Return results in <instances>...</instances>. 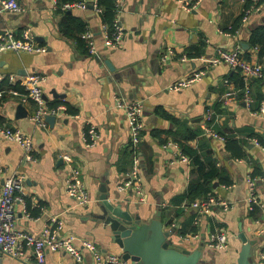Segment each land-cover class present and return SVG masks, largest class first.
<instances>
[{"label":"crops","instance_id":"obj_1","mask_svg":"<svg viewBox=\"0 0 264 264\" xmlns=\"http://www.w3.org/2000/svg\"><path fill=\"white\" fill-rule=\"evenodd\" d=\"M15 1L21 12L0 15V35L11 32L20 39L22 32L29 30L46 52H5L0 55V75L42 76L46 106H63L66 114L53 116V124L46 121L45 127L39 126L31 121L36 105L22 103L9 93L22 86L15 87L7 79L0 81V92L6 94L0 103L2 125L28 135L35 148V161L29 162L19 146L0 137L4 169L0 187L13 174L26 178L20 193L25 203L15 206L17 229L40 236L56 219L62 224L59 238L74 236L79 249L83 241H90L103 254L119 255L109 228L94 219L99 189L107 183L120 200L140 206L144 216L175 228V249L202 251V258L212 264H234L242 247L238 237L241 228L249 239L258 241L255 258L264 264L259 254L264 250V152L253 143L256 140L264 147V80L249 81L254 101L249 109L240 92L243 82L239 71L225 63L201 61L215 57L219 49L231 51L236 47L243 59L259 61L264 42L251 47L249 40L253 31L264 26V0H202L191 13L180 8L179 0H123V38L113 49L104 46L102 21L87 7V0H79L86 2V9L66 12L58 10L57 0ZM254 4L259 11L242 23L245 9ZM66 15L80 20L85 30L93 33L97 55L89 54L75 38L63 33ZM197 71H203L198 82L169 91L176 81ZM231 85L239 92L235 101L224 107L223 96ZM116 97L143 105L144 131L137 148L130 145L125 113L116 107ZM18 107H22L19 112ZM209 110L214 113V130L226 138L224 143L203 134L204 116ZM90 125L99 135L93 147L83 141ZM169 143L195 151L202 160H215L223 178L231 182H214L213 193L233 203L231 210L214 208L202 215L186 207L187 201L173 203L187 192L192 167L178 160L176 149ZM64 155L71 156L80 167L91 198L86 206L77 205L66 193ZM134 169L139 172L141 194L120 192L118 187ZM248 177L258 180L255 190L263 205L256 209V218L250 216L245 200ZM218 227L228 231L229 244L224 251L207 247L209 235ZM1 264H35V260L32 256L20 260L2 256ZM46 264L94 261L87 253L77 263L68 254L57 252L46 255Z\"/></svg>","mask_w":264,"mask_h":264},{"label":"built area","instance_id":"obj_2","mask_svg":"<svg viewBox=\"0 0 264 264\" xmlns=\"http://www.w3.org/2000/svg\"><path fill=\"white\" fill-rule=\"evenodd\" d=\"M202 0H179L180 8L191 13L197 9ZM92 9L97 15L101 13V9L98 7L96 0H92ZM123 0H115L114 9L115 16L112 24L113 31L110 34L107 25L101 23V34L103 44L109 49L115 48L123 38V28L120 22V12L122 9ZM72 8L86 9V2H75L63 4V10H71ZM259 11V7L256 4L245 9L242 16V23H247L250 16ZM3 12L19 13L21 7L15 0H0V15ZM82 41L86 45L88 53L91 55H97V49L95 46V37L93 33L86 29L80 35ZM257 50V49H256ZM5 52L13 53H45L46 48L39 46L35 43L33 36L29 30L22 32L20 39L16 38L11 32H5L0 35V55ZM259 61H247L243 59L241 50L236 47L229 50H218L217 55L213 58H203L206 64L218 65L219 63H225L231 67V69L238 70L243 87L240 89L243 101L247 108H251L254 101L251 95L249 81L252 79L264 80V55L258 57ZM203 76V71H197L192 73L188 77H184L172 84L168 89L172 92L180 91L184 88L190 87L193 83L198 82ZM7 79L11 85L20 84L23 88V92L16 90H10V95L18 98L22 103H34L36 105V112L31 117V121L39 126H46L47 116H56L63 112L65 108L57 107L49 109L46 106V100L44 99V92L42 89V83L44 78L37 74H29L24 77L18 75H0V81ZM226 84H230L227 80ZM230 90L223 96V106L228 107L235 101V97L238 90H234L232 85L229 86ZM3 96V92H0V97ZM115 105L125 113L129 140L131 147L137 148L142 140V132L144 131L143 123V105L141 102L128 101L122 97L115 98ZM63 115V116H64ZM78 118V116H75ZM214 113L207 111L204 116V122L202 125L203 134L209 138L216 139L222 143L226 141V138L218 134L214 128ZM83 141L87 147H93L96 145L99 135L94 126H89L86 132L83 134ZM0 137L10 143H14L19 146L25 155V158L29 162H34V144L32 139L21 132L20 130L12 129L10 127L0 124ZM254 145L259 147L264 152L262 147L256 140H253ZM169 146H173L178 155V160L190 164V159L185 156L178 145L169 143ZM62 160L67 167L65 189L67 195L80 206H86L91 202L86 187L82 180V173L79 165L69 155L62 156ZM4 169L0 159V178L3 176ZM138 170L134 169L126 174L124 181L118 187L120 192L134 191L136 194H141V185L139 181ZM25 176L22 174H13L9 178L3 180L0 187V264L2 256H9L14 259H27L32 256L35 260V264H46V255L48 253L64 252L72 257L77 263H81L85 254H89L94 261V264H128L119 255L115 254H103L93 242L83 241L82 248L79 249L75 245V237L70 236L66 238H59L57 236L58 230L61 229V222L53 219L51 224L47 225L40 236H34L31 233L17 229L15 206L20 203L24 205V200L20 196L25 183ZM258 180L254 178H247L248 195L246 197V204L248 211L251 213L255 207L262 208V202L259 195L256 193L255 187ZM142 202L143 199L140 198ZM189 207L195 210L199 214H208L214 208H218L223 212H228L232 209L233 203L224 199L217 198L214 193H208L204 199H198L190 204ZM25 211H26V207ZM264 227V224H263ZM190 235L187 236V238ZM193 238H197L196 235H192ZM229 244L228 231L225 227H218L213 233H211L207 240V247L215 251H224ZM29 251V253H27ZM261 260H264V250L260 253Z\"/></svg>","mask_w":264,"mask_h":264},{"label":"water","instance_id":"obj_3","mask_svg":"<svg viewBox=\"0 0 264 264\" xmlns=\"http://www.w3.org/2000/svg\"><path fill=\"white\" fill-rule=\"evenodd\" d=\"M87 7L92 9V0H87ZM106 65L110 67L109 63ZM21 109L18 107V112ZM55 120L53 116L46 117L49 124ZM98 197V213L94 219L109 228L112 245L128 264H212L202 258V251L175 249V228H169L149 215L144 216L140 213V206L129 200H120L117 192L111 191L107 183L100 187ZM238 237L242 247L234 264H258L255 258L258 241L249 239L241 228Z\"/></svg>","mask_w":264,"mask_h":264},{"label":"trees","instance_id":"obj_4","mask_svg":"<svg viewBox=\"0 0 264 264\" xmlns=\"http://www.w3.org/2000/svg\"><path fill=\"white\" fill-rule=\"evenodd\" d=\"M57 2L58 10L66 12L67 10L62 9L63 4L75 3L79 2V0H57ZM96 2L98 7L101 9V13L99 14V16L102 24L107 25L108 31L111 34L113 31L112 24L115 16V0H96ZM84 27L85 25L80 20L70 15H66L65 22H63L62 24L61 30L66 36L75 38L77 44H81L82 46H84V48H86L85 43L80 37V35L85 31ZM71 32L73 33L71 34ZM263 42L264 26L253 31L249 40V44L251 45V47H256L257 45H261ZM259 55L263 54L259 52ZM5 82L6 81H3V85H5ZM17 85L19 84H16L15 87H17ZM7 87L9 88L10 85L8 84ZM19 91L23 92V88L21 87ZM5 97L6 94L0 97V103L5 100ZM0 124H2L1 117ZM180 149L182 150L183 154L190 159V165L192 169L187 192L173 201L175 205L181 204L183 201H187L186 206H188L198 199H204L208 193L214 192L212 186L214 182H218L220 184H229L231 182L230 180L223 178L224 172L221 168L217 167L214 159H208V157H206V159L202 160L195 151L184 146H181ZM256 209L257 207H255L254 210L250 213L251 217H257L258 211Z\"/></svg>","mask_w":264,"mask_h":264}]
</instances>
